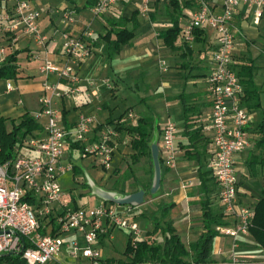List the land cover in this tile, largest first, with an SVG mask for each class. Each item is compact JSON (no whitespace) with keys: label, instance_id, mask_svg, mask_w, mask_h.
<instances>
[{"label":"crops","instance_id":"obj_1","mask_svg":"<svg viewBox=\"0 0 264 264\" xmlns=\"http://www.w3.org/2000/svg\"><path fill=\"white\" fill-rule=\"evenodd\" d=\"M18 1L28 2L32 8L40 12L39 28L47 38L44 47L38 46L25 36L19 35L13 38L12 34L6 32L8 23L4 16ZM144 1L120 0L106 14L100 16H93L89 9H83L86 0H11L6 3L0 1V46H3L6 52L20 51L17 57L16 79L0 80V117L17 120L26 113L33 115L39 110L38 100L45 80V76L40 73L42 61L46 58L58 66L66 62L59 37V32L64 26L58 12L73 10L76 21L69 28V32L79 37L86 27H90L91 54L88 58L71 64L78 78L76 86L79 92L69 98L56 100L55 107L60 111L61 124L64 128L66 125L71 129L80 116L93 117L95 123L87 135V141L93 142L104 131L115 129L114 120L118 118L121 125L117 126L115 136L118 137L117 140L113 139V164L121 157L130 158L131 155L136 154L130 147L131 137L127 130L138 119L149 120L151 133H155L152 139L156 140L160 152L163 129L168 122L173 123L171 118L175 116V121L181 125L177 127L175 140L176 159L173 167H167L162 174L159 193L155 197H164L165 205L177 206L184 203L188 206L189 214L186 221L189 229L184 235L178 233L181 241L188 246L202 231L200 218L202 206L196 208L195 204L197 202L201 204V201L208 199L214 210L221 209L217 200L216 182L208 169L213 145L211 103L206 78L211 69L215 37L210 30H201L199 31L201 41L185 44L180 32L174 47H167L158 35L171 27L172 9L167 2L149 0L147 11L143 13ZM177 1L183 13L180 19L182 30L183 25L191 17L194 6L185 0ZM136 11L139 12L138 25L133 31V39L119 54L111 58L107 57V47L102 36L109 29V24L118 21L119 18L129 19ZM233 24L239 30L235 34L233 67L240 71L251 62L252 83L258 89L261 103L258 108H249L245 99V86L241 85L242 90L238 100L241 106L249 111L250 124L249 146L234 158L238 181L237 202L241 206L249 207L254 214L255 204L264 198V13L258 24H255L252 12L240 9L234 16ZM22 43L24 46L21 45ZM30 45L35 46L36 50H32ZM20 55H24L25 62L28 64L33 62L34 65L24 67L20 62ZM161 61L165 62L164 67ZM48 79L55 81L56 77L48 76ZM7 82L12 84V90H6ZM58 88L65 93L68 89L67 82L61 80ZM181 94H183L182 99L179 98ZM184 106L189 109L186 123ZM153 110H157L162 115V125H153L152 119L155 116ZM193 135H196L197 139L189 146V139ZM71 144L74 143L68 139L60 164L69 169L59 177V183L66 193V200L74 202L76 207L88 208L91 211L102 201L91 195L88 189H82L81 176L84 175L81 174H98L97 169H104L94 157L83 153V143H77L81 148L71 147ZM21 152L25 156L34 155L26 148ZM76 153L79 154L77 161H81L80 166L74 160ZM160 157L162 160L161 155ZM161 162L166 167L163 160ZM72 168H75L76 174L80 176L74 175ZM91 179L97 186L109 190L105 184L107 180L103 182L104 179L102 177L98 179V176L97 179L94 177ZM203 187L207 188V193L202 190ZM75 190H79L81 199L78 200L73 195L72 191ZM129 193L133 191L130 190ZM86 196L96 198L97 202L91 204V207L88 206L89 198ZM145 199L146 195H144V203ZM114 209L125 217V212H135L139 207L117 206ZM217 211L221 212V210ZM224 221L231 223L232 220L224 217ZM136 224L140 230L139 224ZM143 226L145 227L140 233L134 235L127 229L116 228L107 222V235L100 237L96 246L97 249L100 246L99 263L104 264L103 262L108 259L123 260V251L119 258L115 255L126 247L129 237L141 240L152 230L150 222L145 221ZM69 236L71 239H76L80 246L84 245L80 236L73 233ZM102 248L107 249L111 255L102 258ZM66 251L64 247L57 260L49 264L86 263L83 259L72 260ZM232 258H235L236 264H264V249L257 244L251 234L239 236L234 240L225 236L216 237L213 242L212 259L216 264H233Z\"/></svg>","mask_w":264,"mask_h":264},{"label":"built area","instance_id":"obj_2","mask_svg":"<svg viewBox=\"0 0 264 264\" xmlns=\"http://www.w3.org/2000/svg\"><path fill=\"white\" fill-rule=\"evenodd\" d=\"M6 3L11 0H0ZM120 0H97L90 9L93 16L104 15ZM142 12L147 11V2ZM169 2L170 0H158ZM194 6L189 20L183 25L181 38L185 44L193 41L194 32L210 30L215 37V48L211 56V69L206 78L210 97L211 130L213 154L208 163L217 187V200L221 212L230 218L231 224L216 227L219 236L236 239L249 234L253 211L237 202V176L234 169L235 155L249 146V111L241 106L238 95L242 90L239 78L233 67L235 34L239 32L233 24L234 16L240 9L252 12L255 24L264 13V0H185ZM64 28L59 32L60 46L66 62L62 66L44 59L40 73L45 76L42 94L39 97V110L32 116L42 122V134L31 138L26 149L34 153L25 156L17 152L12 160L0 164V255L12 254L26 264H49L60 256L62 249H68V256L81 264H100L99 238L106 233V223L120 229H127L138 235L139 227L129 221L113 205L101 203L91 211L76 207L66 200V193L59 183V177L69 168L60 164L66 142L83 143V153L92 156L105 169L111 167L114 147L111 146L113 130H106L93 142L87 135L93 129L95 119L82 115L71 129L61 124L60 111L55 107L56 100L77 94L78 78L71 66L91 54L89 39L90 27L75 37L69 28L75 23L73 10L59 11ZM8 23L6 32L17 38L19 35L32 39L44 47L47 38L39 28L40 12L26 1H18L13 9L5 14ZM6 49L0 46V64L6 57ZM164 67L165 62L161 61ZM55 76L56 80L48 79ZM68 84L65 93L58 88L59 82ZM6 83V90H12ZM177 126L168 122L162 132L160 155L166 167H173L176 159L175 140ZM30 201L32 203H30ZM45 230L42 234L40 230ZM63 233L80 236L84 242L80 246L76 239L70 243L61 239ZM232 263L236 264L235 258Z\"/></svg>","mask_w":264,"mask_h":264},{"label":"trees","instance_id":"obj_3","mask_svg":"<svg viewBox=\"0 0 264 264\" xmlns=\"http://www.w3.org/2000/svg\"><path fill=\"white\" fill-rule=\"evenodd\" d=\"M97 0H86V4L83 9H91ZM172 9V25L167 30L159 33L160 39H162L164 45L169 48L174 47V43L178 38L181 27L180 19L183 17L182 10L177 0H170L167 2ZM139 12L136 11L129 19L119 18L118 21H113L109 24V29L102 36L103 41L107 47V57L111 58L113 55H117L120 51L129 45L130 41L134 37L133 31L137 28V17ZM127 24H129L127 26ZM201 33L199 31L194 32V42L201 41ZM20 51H8L4 61L0 64V80H15L18 72V55ZM240 84L245 86V99L249 108H258L261 106L259 101V92L256 86L252 83V64L246 65L237 71L234 68ZM243 79V80H242ZM183 98V94L179 96ZM264 108V105H263ZM185 123L187 122V113L189 109L184 106ZM65 124V123H64ZM65 128L68 127L65 125ZM151 125L147 118H140L136 123L128 128L127 133L131 137L130 147L136 152V154L130 156L132 163H136L137 160L148 155L150 164L152 166L150 146L152 143L157 142L152 139ZM117 130V127H115ZM188 133V132H187ZM42 134V123L37 121L32 115L26 113L17 120L5 119L0 117V164H3L9 160H12L17 152L26 148L27 142L31 138L38 137ZM194 134V133H193ZM192 136V135H191ZM197 139L196 135L190 137L189 146ZM71 147L81 148L77 143L71 144ZM161 164V176L163 174L162 162ZM167 167H164V171ZM76 169L72 168L74 175H76ZM153 173V166H152ZM153 176V174H152ZM127 178V177H126ZM82 189H89L86 181L81 185ZM150 187L148 189L141 187L140 189L145 191L146 194H150ZM202 190L207 193V188L203 187ZM109 191L119 192L120 194L127 195L129 192L123 190H117L115 188L109 189ZM158 192L153 195L157 196ZM30 203H32L30 201ZM74 204V202H73ZM114 205V204H112ZM76 206V205H74ZM173 205H162L155 213L151 215H143L152 225V230L148 233L149 236L161 235V243L149 241L148 239L135 240L129 237L126 249L123 253L124 260H105L104 264H216L212 259L213 242L216 237L219 236L216 231V227L229 226L231 223L224 221L225 215L217 210H214L209 203L208 199L201 201L202 206V231L198 238L186 246L176 232L173 223L171 221H163L167 216L169 208ZM127 207V206H125ZM42 234L46 231L40 230ZM249 234L255 239L257 244L264 249V198L258 201L254 206V214L251 220V226L249 228ZM107 233L101 237H105ZM0 264H26L18 256L12 254L0 255Z\"/></svg>","mask_w":264,"mask_h":264},{"label":"rangeland","instance_id":"obj_4","mask_svg":"<svg viewBox=\"0 0 264 264\" xmlns=\"http://www.w3.org/2000/svg\"><path fill=\"white\" fill-rule=\"evenodd\" d=\"M21 45L24 46L23 43ZM30 48L32 50H36V47L33 45H30ZM20 62L24 67H28V65H34L33 62L31 64H28L27 62H25L24 61V55H20ZM152 113L155 115V116H153V119H152L153 125L154 126L157 124L162 125V123H163V120L161 119L162 115L159 114L157 110H153ZM171 119H172L171 121H173V123L177 127H181V125L175 121V116H172ZM114 121H116V123L113 125H115L116 127L121 125V123H119L118 118L115 119ZM112 130H113L114 134L111 135V143H110L111 146H113V141H114L113 139L116 138V140H117V138H118V137H115L116 133H117L116 130L115 129H112ZM154 134L155 133L153 132L152 136ZM119 143H120V141H119ZM78 155L79 154L76 153L74 160L77 161V159L79 157ZM159 158H160V161H162L160 155H159ZM80 162H81L80 160L77 161V163H79V164H77L78 166H80V164H81ZM163 163H164V161H163ZM111 164H112V162H111ZM162 167H163V165H162ZM103 169L104 170H102L101 168L97 169L96 171L98 174H81V175L85 176V177L81 176V182L83 183L84 181H86L87 177H89L90 179L92 177L97 179V176H98V179H99V177H102L104 179L103 182L107 180L105 184H107L106 186L108 187V189L115 188L117 190H123L126 192H129L130 190L134 191V190L141 188V187L148 189L151 182H152V174H153L152 173V166L150 164V160H149L148 155H144V156L140 157L136 163H132L130 158L121 157L117 161H115V163L112 164V166L110 167L109 170H107L105 168H103ZM164 172L165 171H164V167H163V174H164ZM77 175L80 176V174H76V176ZM78 191L79 190H75L72 192H73V195L76 197V199L79 200L82 198V196L79 195ZM86 197L89 198L88 206H90V207H91V204L97 202V199L94 197H88V196H86ZM202 199H203V197H201V200ZM145 201L146 202L144 204H142L139 207V209L136 210L135 212L129 211V212H125V214H124L125 218H127L128 220H132V221L138 223L140 226V230L145 227V226H143V225H145V221H147L149 223V221L146 218H144L142 216V214L143 215H151L152 213H155L160 206L166 204V199L164 197H162V196L153 197V195H151L149 193L146 194ZM110 205L112 206V204H110ZM113 207H117V206L113 205ZM195 207L200 208L201 207L200 202H197L195 204ZM86 210L90 211L88 208ZM215 210H221V209L215 208ZM188 214H189L188 206L184 203H180L177 206H172L171 208H169L167 216L165 217V219L163 221H171L174 224V228H175L176 232L184 235L187 233V230L189 229L188 222L186 221V217L188 216ZM226 218H228V217H226ZM69 234L70 233H63L60 235V237L65 242L70 243L71 237L69 236ZM143 239H148L149 241H154L157 243H161V241H162L161 235L159 233L156 234L155 236H149L147 233L145 235V238L143 237ZM98 247L100 249V246H98ZM125 249H126V247L123 250H119L118 255L116 254L115 257L119 258L120 254L122 253V251L124 253ZM66 252L67 253L69 252L68 249ZM123 253H122V256H123ZM101 255H102V258H106V257H109L111 254L107 249L102 248L101 249ZM123 260H124V256H123Z\"/></svg>","mask_w":264,"mask_h":264},{"label":"water","instance_id":"obj_5","mask_svg":"<svg viewBox=\"0 0 264 264\" xmlns=\"http://www.w3.org/2000/svg\"><path fill=\"white\" fill-rule=\"evenodd\" d=\"M150 151L153 166L150 194L155 195L159 191L161 183V164L158 145L156 143H152L150 146ZM86 183L90 189L91 195L95 196L103 203L114 204L116 206H127L131 208L140 207L144 203L145 191L142 189L127 195H123L118 192L105 190L97 186L89 177H87Z\"/></svg>","mask_w":264,"mask_h":264}]
</instances>
